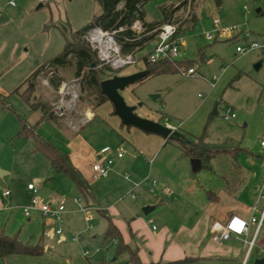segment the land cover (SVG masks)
<instances>
[{
	"label": "rangeland",
	"instance_id": "rangeland-1",
	"mask_svg": "<svg viewBox=\"0 0 264 264\" xmlns=\"http://www.w3.org/2000/svg\"><path fill=\"white\" fill-rule=\"evenodd\" d=\"M179 1L147 0V18L160 21V6ZM258 7L263 10L260 14L256 12ZM100 11L97 0H15L14 4L0 0V186L12 192V201H5L6 209L0 210V229L32 245L42 238L46 249L53 248L41 257L12 254L0 259V264H125L124 257L117 253L118 239L106 236L107 215L113 216V211L122 212L121 215L129 212L135 203L141 204L144 194L157 205L146 215L155 226L172 213L181 219L191 212V219L196 218L207 207L226 218L225 212L232 206H256L259 218L262 217L264 198H257L264 180V56L259 51L241 54L236 47L245 44V40H264V0H221L220 4L217 0H199L198 21L186 35L187 54L178 58L188 59L196 72L184 75L182 71L190 66L187 65L176 72L149 74L121 91L129 105H137L139 116L172 126L191 141L202 139L214 147L245 148L238 162L247 180L238 197L223 185L225 177L230 176L228 160H213V170L203 168L193 177L190 158H181L182 144L164 145L165 139L158 134L122 125L110 100L97 105L94 95L80 91V78L74 75L73 67L58 71L61 81L57 87L49 82L51 72L44 70L32 94L35 102L49 106L58 117L45 116L40 120L43 110H33L22 100L19 93L25 87L16 89L65 48L69 31L82 29ZM216 18L222 29L241 27L246 32L232 30L233 39L218 37L214 32V38L207 39L205 33ZM246 33L249 39L245 38ZM151 47L148 42L136 53L134 64L114 74L148 68L142 55ZM259 60L263 64L256 69ZM64 83L74 86L78 96L75 106L60 114L56 106L62 95L65 100L70 98L64 92ZM228 108L236 114L231 121L223 117ZM20 117L32 125L40 120L39 133L65 153L74 149L85 153L90 149L121 148L124 158L106 180H93L92 193L84 195L63 172L53 170L44 154L34 151L32 137L18 134ZM80 160L77 157V162ZM127 174L130 178H126ZM154 179L157 185L151 189ZM29 183L38 186V196L47 203H59L65 198L59 225H54L55 217L36 209L30 219L25 216L23 207L31 198ZM202 185L215 188L218 201L211 202ZM162 188H169L172 193L165 194ZM132 189L137 200L131 197ZM145 206L148 205L140 209ZM84 207L86 211L82 212ZM86 216H90L89 221ZM58 229L62 233L56 234ZM262 238L264 227L244 264H255L257 258H264Z\"/></svg>",
	"mask_w": 264,
	"mask_h": 264
},
{
	"label": "trees",
	"instance_id": "trees-1",
	"mask_svg": "<svg viewBox=\"0 0 264 264\" xmlns=\"http://www.w3.org/2000/svg\"><path fill=\"white\" fill-rule=\"evenodd\" d=\"M101 6V11L93 16L89 23V28L101 27L104 30H117L123 27L122 30L116 32V37L122 45L123 53H136L138 50L155 38L160 27L164 23L178 22V27L175 36H179L190 31L197 22V17L193 14V7L191 6L190 14L184 16L187 0H182L179 4H163L161 7L163 17L160 21L149 20L146 15L145 3L147 0H97ZM221 3V0H217ZM184 9L181 12V9ZM261 10L260 13H262ZM139 21L140 26L135 27V23ZM70 38L67 39L65 48L55 55L53 58L45 61L39 66L26 80L19 86L16 91H19L25 85V89L20 93L21 98L25 101L31 109L41 108L44 116L48 118L57 117L50 111V107L44 103L35 102L36 96L32 95L36 87L37 78L44 70L51 72L49 82L56 85L61 81L58 71L67 67L74 68V75L79 79L80 91L94 95L97 99V105L109 100L107 96L101 92V81L104 78L111 76L115 71L109 66H98L99 60L96 51L92 48L90 43L86 40V32L82 29L76 31H69ZM146 54L143 59L146 66L151 70L149 74L176 72L182 66L191 65L187 59L183 60H163L157 63H150L147 61ZM96 63V67L92 64ZM1 99V97H0ZM50 111V112H49ZM21 128L18 132L21 136L32 137L34 140V151L44 154L49 160L55 172H63L75 184L77 190L84 195L90 194V184L87 181L83 172L74 165L70 155L61 151L52 141L39 133L36 124L28 123L23 117H20ZM123 124V123H122ZM124 125V124H123ZM171 139H166L170 142ZM246 151L245 148L237 147L231 148L226 146L214 147L205 144L202 139L192 141L189 145L181 147V157H197L202 160L204 168L212 169V161L219 159L228 160L227 170L230 176H226L223 180L225 189L237 195L243 185L246 183L247 177L245 170L238 162L239 155ZM206 197L210 201H217L218 194L215 188L206 187ZM106 236L117 238V253L128 254L129 262L131 264H156L142 262L138 256V247L125 243L121 238V233L118 227L109 219ZM44 253V247L41 244L25 243L18 238L17 235H7L0 229V259L12 254H26V255H41ZM189 259L181 260L179 262H189Z\"/></svg>",
	"mask_w": 264,
	"mask_h": 264
},
{
	"label": "crops",
	"instance_id": "crops-1",
	"mask_svg": "<svg viewBox=\"0 0 264 264\" xmlns=\"http://www.w3.org/2000/svg\"><path fill=\"white\" fill-rule=\"evenodd\" d=\"M187 1L188 3H187L184 16H187L190 14L191 6H192L193 14L196 15L197 21H198V16L196 12V4L199 0H187ZM179 2L168 3V4L177 5L179 4ZM183 11L184 9L182 8L181 12ZM213 27L214 25L212 23V28ZM190 31H188L187 33H189ZM187 33L182 34V36H184L186 40V45L183 47V51H182L183 54L185 53L187 54L186 52V47L188 46V42L186 38ZM205 36H206V33H205ZM223 36L226 37L227 39H233L230 33H226ZM149 42L152 43V47H151L152 49L155 43V38ZM143 56L144 54L142 55V58ZM259 61L261 62V65H260L261 67L263 62L262 60H259ZM86 113H88V111H86ZM44 117L45 116L43 115L40 118V120L43 119ZM39 121H37L36 123H39ZM121 124H122V121H121ZM127 127H130V126H127ZM154 134H157V133H154ZM164 139H165L164 145L170 142H176V143H179V145L182 144L176 140H171L170 142H166V138ZM181 147H180V152H181ZM98 150L90 149L88 152L84 153V152H79L76 149H74L71 152L72 154L71 153L69 154L74 165L77 166L83 172L87 181L89 182L91 193H92L91 182H93V180H91L90 178L91 164L94 160L95 153ZM77 157L81 159L80 162H77ZM123 158H124V155L121 158H115V161L113 164L114 168H112L110 172L114 171L115 165H117L116 168L119 166ZM190 166H191V163H190ZM191 171H192L191 172L192 176L195 177L194 174L196 172L192 170V167H191ZM108 177H109V173L106 177L101 178L99 180L104 181ZM136 185L138 186L139 184L138 183L134 184V186ZM201 187L203 188V191L205 193L206 187L204 185H202ZM162 190L165 194L172 193V191L169 188H165V189L162 188ZM132 191L136 194L135 190L132 189L131 192ZM240 192L241 190L238 192L237 195H235V197H238ZM149 198L150 197L148 195L144 194L142 196L141 204L135 203L133 205L134 209L130 210L129 212L123 215H121L122 212H119V211H116V213H114L113 211L112 213L113 216L107 215L108 218L112 220V222H114V224L118 227L123 241L125 243L138 247V256L142 262H145V263L153 262L156 264H244L246 260V256L250 254V253L248 254V246L244 242V237H232L231 239L226 240V241L216 242L212 240L211 238V226L215 221L221 222L224 219H227L232 214L238 215L248 220L250 216L252 215V212H253L252 209L254 207L255 209H257L256 206H253V207L242 206V205L232 206L226 210L225 212L227 215L226 218H224V214L222 213L216 214L210 211L208 207L207 209L203 210L199 216L193 219H191V212L188 215L185 214V217L183 216L181 219L179 217H176V215L172 213V215H170L167 220L165 219L163 223H161L160 226H155L153 225L152 218H148L146 214H144L143 210L140 209L143 205H154L153 204L154 202ZM218 198H219V195H218ZM3 199H6V200H3ZM132 199L137 200V198L134 199L133 197ZM260 199L261 198L259 199L257 198V201ZM62 200H64V203H65L64 197L59 201V203ZM5 201H12V192L8 196H4L0 192V210L6 209L7 204ZM41 201L45 202L44 199H41ZM50 203H52L53 205L58 204V203H55L54 201ZM84 208L85 210L83 211L81 210L82 212L86 211L87 207H84ZM155 208H157V205H154V209ZM35 211L41 212L39 209L38 210L36 209ZM255 213L257 214V210L255 211ZM32 214H33V211L30 216H27L29 217L28 219H30ZM62 221L63 220L58 221L57 219L56 220L54 219L53 223L54 225H59L60 222ZM263 222H264V218H263L262 223ZM263 227H264L263 224L259 227V229H258L257 224L250 225L247 238L249 240H252L256 234L254 245H257V243L259 242V234L263 231ZM56 234L58 233L56 232ZM260 241L262 243L261 246H263L264 238H262ZM36 244H41L44 247V253L41 255H33V256L41 257V256H44L46 253H51V251H53V248H50V247L46 249V247L42 243V238L39 239ZM119 256L124 257L125 263L129 261L128 254L125 253ZM186 259H189L190 261L189 262H179L181 260H186ZM261 259L264 260V258L259 257L256 259V261L261 260ZM255 264L257 263L255 262Z\"/></svg>",
	"mask_w": 264,
	"mask_h": 264
},
{
	"label": "built area",
	"instance_id": "built-area-1",
	"mask_svg": "<svg viewBox=\"0 0 264 264\" xmlns=\"http://www.w3.org/2000/svg\"><path fill=\"white\" fill-rule=\"evenodd\" d=\"M255 1V0H254ZM15 0H11V4H14ZM244 9L247 10V6L244 5ZM219 19L213 20L214 27L211 31L206 32L207 39H213V33L216 32L218 36L222 37L226 33H230L232 30L236 29L239 33L246 32V29L241 27L237 28H227L222 29L218 26ZM139 27L140 23L137 21L134 25ZM178 27V22H168L164 23L157 35L155 36V43L153 48L146 53L147 61L150 63H157L163 60L175 61L183 54V47L186 45V40L184 36L179 35L175 36L176 30ZM123 27H119L117 30L109 31L104 30L101 27H92L86 31L85 38L90 43L92 48L96 51L97 57L99 60L98 66H109L114 71L119 70L120 68L134 64L136 62V53H123L122 45L116 37V32L122 30ZM245 38L249 39V34L246 33ZM236 51L244 54L249 51H259L264 56V40L255 41V40H245V44L238 45ZM181 68V67H180ZM196 72L194 66L188 67L182 71L184 75L193 74ZM114 74V73H113ZM111 74V76L113 75ZM110 77V76H109ZM217 80V79H216ZM216 82L211 83V86L214 87ZM64 92L70 95L68 100L62 98L56 106V111L60 114H63L65 111H70L76 104L77 99V90L74 86H71L67 83L63 85ZM224 119L231 121L236 118V114L231 112V109L228 108L226 114H224ZM261 145L264 147V139L261 141ZM122 149L112 150L107 148H102L95 153L94 160L91 164V180H99L108 175L110 170L113 167L115 158L123 157ZM126 178H129V174L126 175ZM157 185V181L154 179L151 183V189ZM28 189L30 190V201L29 204L23 207V212L26 216H30L32 210L39 209L43 215H50L55 217L58 221H61V214L65 210V203L62 200L60 203L53 205L52 203L42 202L38 196V186L33 183L28 184ZM0 192L4 196L10 195L9 189H3L0 187ZM131 195L136 199V194L132 191ZM259 198H264V180L260 190ZM85 210V208H83ZM252 215L250 218L244 219L238 215H230L226 221L220 222L215 221L211 226V238L216 242H222L231 239L232 237H244V242L248 246V254L250 253L256 238L249 240L247 238L249 233V227L251 224H257L258 229L262 225L264 218V211L262 212L261 219L255 213V207L252 209ZM86 220H90V216H86ZM58 234L62 233L61 229L56 231ZM125 264H131L129 261Z\"/></svg>",
	"mask_w": 264,
	"mask_h": 264
},
{
	"label": "water",
	"instance_id": "water-1",
	"mask_svg": "<svg viewBox=\"0 0 264 264\" xmlns=\"http://www.w3.org/2000/svg\"><path fill=\"white\" fill-rule=\"evenodd\" d=\"M262 8L258 7L256 12L259 14ZM83 31L89 30V24L82 28ZM261 65V62L255 64V68L258 69ZM93 67H96V63L92 64ZM150 69L146 68L137 72L130 74L120 75L113 74L110 77L104 78L101 81V92L112 102L114 106V112L118 115L125 126H135L140 128L143 131L150 133H157L163 136L166 139L176 140L182 143L183 145H189L192 143L191 140L186 138L183 133L169 125H163L159 122H156L152 119L139 116L136 113L137 105H129L125 98L123 97L121 91L124 90L127 86L141 81L146 76L149 75ZM215 112V110H214ZM190 163L192 170L194 172L201 171L204 166L202 160L197 157L190 158ZM154 209V206H145L143 207L144 214H149ZM257 264H264V260L256 261Z\"/></svg>",
	"mask_w": 264,
	"mask_h": 264
}]
</instances>
